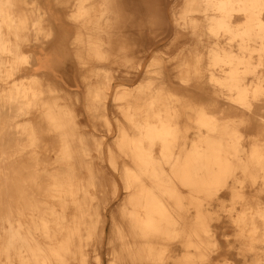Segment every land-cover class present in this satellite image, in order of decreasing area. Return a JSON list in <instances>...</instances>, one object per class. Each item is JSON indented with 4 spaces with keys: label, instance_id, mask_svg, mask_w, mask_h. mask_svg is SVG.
Returning a JSON list of instances; mask_svg holds the SVG:
<instances>
[{
    "label": "bare ground",
    "instance_id": "6f19581e",
    "mask_svg": "<svg viewBox=\"0 0 264 264\" xmlns=\"http://www.w3.org/2000/svg\"><path fill=\"white\" fill-rule=\"evenodd\" d=\"M54 3L56 13L38 0H0V131L19 133L0 135V264H89L106 235L110 264H207L217 242L206 205L228 189L238 239L264 264V0H184L171 18L167 0ZM172 34L187 37L169 69L182 94L162 59L136 88L112 93L118 139L106 164L121 187L107 203L124 198L109 218L97 192L101 176L113 181L92 154L101 144L82 132L78 102L103 109L110 126L104 62L118 70ZM68 49L84 94L61 79L73 80ZM192 80L210 86L207 103Z\"/></svg>",
    "mask_w": 264,
    "mask_h": 264
},
{
    "label": "rangeland",
    "instance_id": "374dc122",
    "mask_svg": "<svg viewBox=\"0 0 264 264\" xmlns=\"http://www.w3.org/2000/svg\"><path fill=\"white\" fill-rule=\"evenodd\" d=\"M40 3L46 2L49 5L51 11L58 12V8L54 3V0H38ZM170 4L169 9L167 10L168 16L171 18V10L170 8L174 5V10L177 11L181 8L184 0H167ZM65 29L69 26L68 22L64 23ZM185 39L187 37H178L175 34L167 35L163 37V39L159 42V44L152 50L146 46L145 48H136L134 54L136 55V61L133 63L127 64L125 67L120 64L118 70H116L117 66L114 64H105L102 68L106 71H109L110 74V82L109 87L107 89V97L105 99V112L110 122V126L102 119L100 109L97 113H90L84 108V100L83 102H78V110H79V120L82 124V132L90 135L91 137H95L96 139H89L94 145L99 146L97 144H101L100 147H97L92 150L93 156H95V160L99 162L98 167H101L103 173L113 181L110 183L108 187H106V180L99 178L98 183V194L101 199L103 205H107L106 211L109 218L116 214L118 211V206L120 201L124 198L123 194H118L114 201L107 203L111 198V193L115 192V189H120V181L115 174H113L112 169L107 166L106 162L108 161V149L112 145L115 147L116 141L118 139V131L116 130V125L114 124L113 120L117 116V112L112 105V93L122 90V89H134L141 83L144 79V74L146 68L150 65V62L154 59H162L164 64L167 67L168 73L170 75V81L172 85H174L178 91L182 94L181 85L174 82L170 74V63L171 61L178 63L179 56L186 51L187 44H185ZM26 50L32 49L29 47H25ZM140 49V50H139ZM73 50L68 49L67 54L70 57L66 58L64 67L67 68L68 65H72L70 69V74L73 78L72 83H69L66 77L63 75L61 79L65 82V85L70 89H78L81 94H84V87L79 82V75L78 71L80 69L78 65V61L72 58ZM65 60V59H64ZM62 60V61H64ZM67 65V67H66ZM102 69V72H103ZM124 71V72H123ZM21 74H17L15 78H20ZM60 79L59 77H57ZM94 81L96 77H91ZM60 79V80H61ZM189 86H192L196 89L195 95L197 99L202 102H208L210 100V96L212 95L213 91H211L210 86L206 83L204 85L199 81L192 80L189 83ZM204 88V89H203ZM8 117V111L3 110L2 114L0 115V127L3 124V120ZM24 117L19 116L17 120L19 122L23 121ZM26 119V118H25ZM254 121H257V117L254 118ZM40 126H44V124L40 123ZM19 135L17 132H10L7 134V131H0V135ZM43 135L46 137H50L52 132L47 130H43ZM19 140L13 139L10 140L11 143H16ZM50 145H53L54 152L57 150L58 141L53 138H50L44 141ZM7 143V139H0V144ZM9 143V141H8ZM102 149L105 153L102 154L101 157L97 155L99 150ZM106 154V156H104ZM107 158V159H106ZM104 175V174H103ZM262 197V196H261ZM231 191L222 190L219 194V197L215 198L210 202L209 205H206L210 211L213 212L214 218L212 220V228L215 232L216 236V248L211 251L210 258L207 260V264H253L254 256L253 254L244 250L246 246L242 242L239 241L237 236V227L231 221L230 217V207H231ZM264 198V196H263ZM113 199V198H112ZM237 208H240V204H237ZM192 213L194 210L191 211ZM108 224L106 226L105 232L108 234V230L112 224V219L108 220ZM100 231V230H99ZM101 247L100 249V259L94 257V253L89 255L88 263L89 264H110L111 254H110V247L108 246L107 235L104 241H101L99 244H94V246ZM92 246V247H94ZM94 250V249H93ZM176 252L178 254L182 253V248L179 245H176ZM92 253V252H91ZM90 253V254H91ZM176 253V254H177ZM257 256L260 258L264 257V248L258 250L256 253Z\"/></svg>",
    "mask_w": 264,
    "mask_h": 264
}]
</instances>
